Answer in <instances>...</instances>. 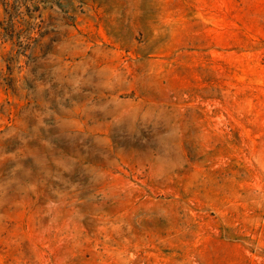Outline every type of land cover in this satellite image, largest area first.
I'll list each match as a JSON object with an SVG mask.
<instances>
[{
    "label": "rangeland",
    "instance_id": "obj_1",
    "mask_svg": "<svg viewBox=\"0 0 264 264\" xmlns=\"http://www.w3.org/2000/svg\"><path fill=\"white\" fill-rule=\"evenodd\" d=\"M0 264H264V0H0Z\"/></svg>",
    "mask_w": 264,
    "mask_h": 264
}]
</instances>
